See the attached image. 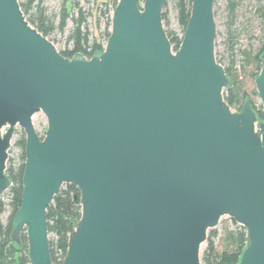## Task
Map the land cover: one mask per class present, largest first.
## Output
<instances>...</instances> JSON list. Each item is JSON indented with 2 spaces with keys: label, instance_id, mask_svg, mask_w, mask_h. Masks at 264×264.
I'll use <instances>...</instances> for the list:
<instances>
[{
  "label": "water",
  "instance_id": "1",
  "mask_svg": "<svg viewBox=\"0 0 264 264\" xmlns=\"http://www.w3.org/2000/svg\"><path fill=\"white\" fill-rule=\"evenodd\" d=\"M215 1H192L174 52L165 0H117L104 49L66 58L19 0H0V196L12 185L6 162L19 127L10 240L25 234L29 264H52L46 211L64 184L79 191L81 216L60 264H201L223 216L246 232L237 264H264V120L249 101L233 111L223 98ZM254 85L264 110V64Z\"/></svg>",
  "mask_w": 264,
  "mask_h": 264
},
{
  "label": "trees",
  "instance_id": "2",
  "mask_svg": "<svg viewBox=\"0 0 264 264\" xmlns=\"http://www.w3.org/2000/svg\"><path fill=\"white\" fill-rule=\"evenodd\" d=\"M138 1V0H137ZM193 0H175L176 18L181 29L178 35L173 30H165L170 41L172 50H178L182 36L190 16V8ZM96 4L100 5V17L105 20V28L101 38H107L110 34L111 19L109 16L110 9L107 0H101ZM112 7H115L117 0H112ZM20 8L26 17V20L34 27L42 36L46 37L50 42L49 36L55 31L63 32L67 21L71 22V28L65 39L64 47L58 52L66 58H71L75 54L81 53L86 58H90L92 54L103 50V45L98 37L93 36L87 29L86 20L88 16L93 14L84 10L80 6L78 0H63L59 12L56 15H49L43 6V0H19ZM235 9V3L229 1L228 10L232 15ZM97 12V11H96ZM214 14V13H213ZM264 17V15H263ZM57 19V23L55 20ZM162 21L165 20L164 15L161 16ZM96 28L99 25V17H96ZM264 53V37L259 48L252 51H242L245 67L249 68L248 75L254 78L259 74L263 67L261 55ZM219 63V62H218ZM226 75L230 81V86L223 91V98L230 109L240 111L245 100L246 93L243 83L239 79V75L233 73V67H224ZM250 102V101H249ZM251 103V102H250ZM252 104V103H251ZM253 109L259 121L264 120V110L260 104L258 107L253 105ZM15 145L20 149V164L17 167L6 165V173L12 181L9 188L11 214L5 222L0 220V264H29L27 258V242L23 233L20 238L19 245L10 240V233L13 229L12 220L15 212L20 206L22 192V174L24 170V147L25 138L23 132L18 136ZM8 161V160H7ZM2 202L0 201V212L2 211ZM81 216V207L79 205V191L70 184H64L59 190L57 196L54 197L52 203L46 211L47 231L49 238V249L52 264H60L67 250L68 236L74 230L75 224ZM232 227H224L221 233V244L218 247L215 240L218 233L215 229L208 230L205 249L201 252V264H237L239 257L245 247L246 232L242 226L236 224L233 220Z\"/></svg>",
  "mask_w": 264,
  "mask_h": 264
},
{
  "label": "rangeland",
  "instance_id": "3",
  "mask_svg": "<svg viewBox=\"0 0 264 264\" xmlns=\"http://www.w3.org/2000/svg\"><path fill=\"white\" fill-rule=\"evenodd\" d=\"M63 0H43V6L46 8L49 15H56L59 12ZM80 6L84 10L90 11L93 14L87 17L86 25L87 29L93 36L100 39V43L105 45V38H101L105 28V20L100 17L99 4L97 5L95 0H78ZM101 0H97L99 2ZM112 1V0H111ZM230 0H216L213 7L214 21L216 24V39H215V58L223 67H233V73L239 75L240 81L243 83V87L246 93V98L256 107L261 102L256 96V88L254 85L253 76L248 75L249 68H245L243 72L242 68L245 67L244 57L242 51L254 52L259 48V45L264 37V0H231L235 3V9L232 15L229 14L228 3ZM140 6H142L143 0H138ZM175 0H165L162 14L165 20L162 21V25L165 30H173L178 35L181 34V29L178 25L176 18V9L174 6ZM97 11V12H96ZM99 17V25L96 28V17ZM57 19L55 23H57ZM71 28V22L67 21L64 31L61 33L55 30L50 36L52 44L56 50H60L64 47L65 39L68 35V31ZM236 111V110H233ZM32 123L34 129L40 138H43L47 122L43 113H36L32 117ZM22 133L19 127L15 128V133L11 140V145L8 150V161L6 165L17 167L20 164V149L15 145L18 136ZM2 211L0 212V220L5 222L8 216L11 214L10 196L8 190H6L1 196ZM231 219L227 216L220 218L218 225L213 228L218 233V238L215 240V244L220 247L221 233L224 227H232ZM52 238L53 235H48ZM206 245L201 246V252L205 249ZM201 263V262H200Z\"/></svg>",
  "mask_w": 264,
  "mask_h": 264
},
{
  "label": "built area",
  "instance_id": "4",
  "mask_svg": "<svg viewBox=\"0 0 264 264\" xmlns=\"http://www.w3.org/2000/svg\"><path fill=\"white\" fill-rule=\"evenodd\" d=\"M107 1H108V7L110 9L109 16H110V19H111V14H112V11H113L114 7H112L111 0H107ZM105 45H106V43H105ZM105 45H103V49H104Z\"/></svg>",
  "mask_w": 264,
  "mask_h": 264
}]
</instances>
